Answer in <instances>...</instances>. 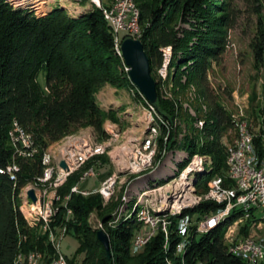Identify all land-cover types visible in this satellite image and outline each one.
Segmentation results:
<instances>
[{
    "label": "trees",
    "instance_id": "trees-1",
    "mask_svg": "<svg viewBox=\"0 0 264 264\" xmlns=\"http://www.w3.org/2000/svg\"><path fill=\"white\" fill-rule=\"evenodd\" d=\"M240 1L247 0H134L140 12L139 39L157 83L158 99L153 103L161 118L157 161L164 149H180L189 155V159L179 164L180 169L195 155H211V165L197 176L199 194L207 191L208 181L217 174H225L226 144L240 136L238 129L236 138L232 140L228 136V142L224 141V133L234 127V121L229 109L218 100L208 76L213 63L219 62L227 49L229 31L237 25L240 16ZM32 7L35 8L0 0V264H28L30 253L35 251L42 253V264L43 257L49 262L57 252L50 233L53 228L59 235L63 226L67 227L66 235L74 234L78 239L74 256L66 255L69 264H76L79 255H83L81 264H247L230 253L224 243L236 226L248 221L241 210L221 222L215 218L203 226L207 232L198 234L194 216L210 213L216 207L207 200L184 211L183 217H172L167 236L159 230L145 245L143 253L133 255L131 244L143 229V222L133 216L121 218L111 226L109 221L119 207L117 201L104 207L98 192L71 193L81 175L92 166H100V158L109 161L107 156L91 158L59 187L58 193L69 195L70 199L68 203L59 201L60 209L48 230H44L42 221L34 223L29 219V210L20 194L26 185L38 183L43 176V151L86 127L94 128L103 141L107 137L105 121L117 119L120 108L107 109L98 102L97 93L102 87L110 84L118 89L136 88L137 97L148 104L145 95L133 84L130 72L125 71L126 61L119 52L121 42L130 35L125 33L121 41L116 40L117 34L102 9L94 6L74 16L61 5H52L43 13ZM163 47L172 48L168 72V83L173 86L171 97L162 93L165 85L159 75L157 78ZM252 47L255 66L259 67L264 63V30ZM190 86L196 88L199 97L189 103L196 117L176 101L177 95L185 96ZM225 92L231 93L228 89ZM199 102L206 108L203 113ZM199 120L203 121V127L196 125ZM14 121L19 123L18 132L25 135L29 132L38 145L40 153L34 159L16 155L9 136ZM253 122L256 123V117ZM14 161L20 165L16 180L7 170ZM109 168L107 174L112 172L110 163ZM162 181H150L148 186ZM67 205L73 210L72 215ZM94 210L102 224H108L105 231L110 237L111 258L98 239L99 230L88 222ZM187 217L183 224V218ZM179 224L181 231H185L184 238ZM228 225L231 226L227 228ZM259 226L262 236L264 223L249 219L246 236L258 240V235L253 233ZM230 227L233 230L227 234Z\"/></svg>",
    "mask_w": 264,
    "mask_h": 264
},
{
    "label": "rangeland",
    "instance_id": "rangeland-1",
    "mask_svg": "<svg viewBox=\"0 0 264 264\" xmlns=\"http://www.w3.org/2000/svg\"><path fill=\"white\" fill-rule=\"evenodd\" d=\"M9 1L12 2L14 6H16V4H23L24 7H31L33 5L35 6V8L34 7L32 8L35 9L38 13H43L47 11L48 9H50L52 5H61L74 16L80 15L92 8L91 4L87 0L82 1L79 4L74 0H9ZM238 7L240 9V16L237 25L229 31V42L227 49L223 54L221 60L219 62L213 63L211 69L209 70L208 76H209V81L211 82V86L215 89L218 95V100L222 105H224L226 108L229 109V111L231 112V116L233 115L234 117L240 120L246 119L252 122L254 120V117H256V125H258L259 123L264 122V63H262L259 67L255 66V57H254L252 43L255 40H257V37L261 34L262 30H264V0L240 1L238 2ZM183 25L188 29L191 28L189 24H183ZM124 34L125 32L122 31L120 33V36H123ZM169 64L167 67V77L169 72ZM161 68L162 67L158 69V74H157V78L159 75V79L160 78L163 79V74L160 71ZM125 71L127 70L125 69ZM41 79L42 81H44L43 76H41ZM107 85L109 86L106 87L105 85V87H102L98 91L97 95L102 92L104 97L119 100L121 103V105L117 107V109L119 108L121 109L120 111H117V115H116L117 119L116 120L109 119L111 120L110 123H114L115 126L117 125L116 128L120 129L118 131L119 140L117 138L118 142L116 141L114 144L117 145L123 143L128 135L131 136L135 133L137 134L143 131L144 126L140 121H137V118L140 115H142L145 104H143L141 99H139L135 94L137 91L136 88L126 87L121 89L116 88L115 90V87L111 86L110 84ZM225 89H228V91H230L231 93L228 94L227 92H225ZM161 91L165 95H168L170 97L173 96L172 84L168 83V85L163 86V89ZM186 93L187 94L185 96L183 94L177 95L176 101L180 105L182 104L184 108L189 109V111L196 117L197 115L196 111L189 104L192 103L191 101H193L194 99L199 98L196 93V88L194 86H190L187 88ZM148 103L151 102L148 101ZM199 106L201 108V112L203 113L204 110H206V108H204V105H202L201 102H199ZM114 108L116 107L114 106ZM105 124L106 121L104 123V128H106ZM184 127L185 125L182 126L183 129ZM110 130H112L111 127ZM81 133L90 134L92 139L94 140L96 138L98 139V135H99L92 127L81 128L79 131H76L71 134H76L78 136H81L80 135ZM224 135H225L223 137L224 141L228 142L229 140L228 136L229 137L231 136L233 140L237 136V131L228 130L226 133H224ZM159 136L160 133L158 134L157 137L158 139ZM107 138L110 139L112 138V136H110V134L107 133V137L105 139ZM62 140L50 144L48 147V151H53V150L55 151L59 147V145H61ZM231 142H228V144H230ZM111 148L112 147L110 146V149ZM166 150L167 153L165 154V156H163V152H164L163 150L161 153V158L158 161L156 157L155 168L140 175L139 180L133 183L132 185L133 188L138 190L151 191L155 189V186L151 187L150 189L148 186V183L150 181L163 180L162 183L165 182L167 183L169 180L173 178L174 172H177L176 168L179 167L180 160H178V163L176 161H173L174 156H172V151L176 153L175 150H168V149ZM179 152H183V151L180 150ZM169 153H170L169 158L165 159L166 155H168ZM103 156H107V155H103ZM180 158L182 160H187L186 157L183 158V156L181 155ZM100 160L103 162V164L101 166H94V167L97 168V172L101 171V175L89 177L84 184L82 182L84 187H87L92 191H97V189L100 186L101 180L107 175L110 169L109 168V163L111 164L110 161H104V158H100ZM171 161L173 163H171ZM98 164H100V162ZM183 166L184 165H181V168ZM111 167H113L112 164ZM28 182H33V180ZM26 186L22 189V195L23 197L24 196L30 197L29 191L32 190L31 185H28L27 187ZM39 187L38 190L42 191V193L44 194V200H46V196L49 193L58 191L59 189V187L55 188L54 185H51L50 183L47 184L42 183ZM45 189L48 190L46 191ZM72 189H71V193H74ZM123 194H124V190L122 189L120 192H117L116 196L110 201H108L106 204L103 201V206L110 207L113 204L112 202L117 201L118 202L117 207H118L122 202ZM135 201L136 200H133L130 203L131 211L136 203ZM88 222L93 226V228L97 230L100 229L106 230L108 226V224L107 225L103 224V226L100 225L101 219L98 217L96 210L93 211V216L92 218H89ZM229 226L231 225H228L227 228ZM143 229L139 232H143ZM231 229H232L231 227L230 229H227L226 231L228 232L226 233L230 234ZM39 231L43 232L42 230ZM158 231L159 230H156L153 236L157 234ZM60 248L63 253H65L67 256L72 258L78 248V239L75 237L74 234H67L60 239ZM143 251L144 248L142 250H137L132 246V254L135 256L140 255L141 253H143ZM82 258L83 255L77 256L76 264H81Z\"/></svg>",
    "mask_w": 264,
    "mask_h": 264
},
{
    "label": "built area",
    "instance_id": "built-area-1",
    "mask_svg": "<svg viewBox=\"0 0 264 264\" xmlns=\"http://www.w3.org/2000/svg\"><path fill=\"white\" fill-rule=\"evenodd\" d=\"M92 4L97 6L106 7L109 16L113 20V29L120 33L123 31L130 35V37L139 38L141 35V27H133L132 16L133 7L130 0H92ZM14 5V4H13ZM121 41V40H120ZM122 43V42H121ZM163 62L162 71L163 80L162 85H168L167 67L169 62V48L163 47ZM233 116V115H232ZM234 121V127L230 131H238V129L247 130V138L244 141H239V144H226V151L230 160V168H226L225 174H217L216 178H213L209 182L208 193L205 194V200L214 201L215 209L210 213L204 215L194 216V222L197 223L198 234H201L203 226H208L218 216H223L225 209L229 204H247L251 205V212H248V221L254 215L264 216V123L261 122L258 125L254 122L246 119H238L232 117ZM111 120H107L105 125H109ZM17 121L12 123L9 131L10 139L15 147L16 155L24 159H34L36 155L40 153L39 147L36 144L32 134L28 132V135H20L18 133ZM146 126H151V122L148 117L145 123ZM148 137V141L150 136ZM119 140V137H118ZM260 140V143L257 142ZM142 145L140 148V154H133L127 169L130 166H142L149 156L143 155ZM239 146H246V154H239ZM49 147V146H48ZM48 147L41 154V160L47 161ZM105 146H80L73 153L71 159L65 162V167L62 170V179L67 170H72L75 162L81 157L87 155H94L97 157V151L99 148ZM103 163L101 162V165ZM100 165V166H101ZM195 165L189 167L188 171H191ZM11 178L17 179V173L20 172V165L14 161L7 168ZM46 176H50L49 171L42 170ZM119 173V171H118ZM116 174H107L100 182V186L97 189L103 200H108V193L112 192L113 177ZM101 175V171L97 172V168L88 173L85 181L92 176ZM61 179V182H62ZM224 181H233V188H224ZM83 184L78 185L76 192L89 193L91 189L84 187ZM169 192V184L164 187V190L159 191L156 195L150 196L149 205H146L143 210L141 219H147V226L144 227L142 234H136L133 238L131 246H134L136 241L143 239L145 233L153 230H160L166 234V230L170 229L172 223V217H183V210L192 201L186 198V195L182 197L179 204V215H171L167 218L154 219L148 216V208H155L157 202H164L165 193ZM70 196H62L60 193H55L51 200H44V194H41L39 198L33 199L34 207H39L41 213L48 214L50 217V207H57V213L59 211V201H67ZM70 215L73 214V210L68 207ZM117 210V209H116ZM92 214V213H91ZM54 217H50V223H52ZM183 221L185 219L183 218ZM248 221L242 222L236 226L230 236L226 237L224 241L228 251L230 253H238L239 258L243 259L247 264H264V236H261L260 226L253 233L258 235V242H249V236L245 234V227ZM101 225V223H100ZM180 234L184 238V232ZM52 228V226H51ZM67 233V227L63 226L59 232V235L52 228V244L60 243V239ZM184 240L182 246H184ZM42 255V253H41ZM43 264H69L66 254L64 256H53L49 262H46L43 257ZM201 264V263H200Z\"/></svg>",
    "mask_w": 264,
    "mask_h": 264
},
{
    "label": "bare ground",
    "instance_id": "bare-ground-1",
    "mask_svg": "<svg viewBox=\"0 0 264 264\" xmlns=\"http://www.w3.org/2000/svg\"><path fill=\"white\" fill-rule=\"evenodd\" d=\"M74 1L79 4L83 0H74ZM87 1L91 4V7L96 6L102 9L106 19L113 26V20L109 16L108 10L106 9V7L94 5L92 4V0H87ZM130 1H131V6L133 7V16H132L133 27H140L139 9L136 6L134 0H130ZM115 32L117 34L116 40H119V32L117 30H115ZM168 48H169V62H168L169 64L171 61V57H172V48L171 47H168ZM121 51L122 50L120 49L119 50L120 55H123ZM124 66L127 71H130L132 69V67L131 66L128 67L126 63L124 64ZM160 71H162V68ZM147 117L149 121L151 122V126L145 125ZM159 119L161 118L157 115V111L153 103H148L147 105H145L142 115H140L137 118V121H140L144 126L143 131L137 134L135 133L131 136L128 135L126 140L121 144L114 145L119 136L118 131L120 130L116 128L117 125L115 126L114 123H110L108 126L106 125V128H105L106 130L105 132L109 133L113 139L107 138L101 141L99 138L98 139L96 138L94 140L92 139L91 135L88 133H81L80 134L81 136H78L76 134H71L65 137L61 141V145H59V147L55 151L54 150L48 151L47 161L43 162L44 167H45L44 170L49 171L50 176H46L44 173L43 176L39 179L38 183L28 184V185H31V189L35 192V196H37L36 198H39V196L43 194L42 191L38 190V187L42 183L44 184L50 183L51 185H54L55 188L60 187L66 182L67 178L73 174V172L74 173L75 171L77 172V170H79L85 163H87L91 158L95 156L87 155L85 157H81V159L75 162L74 167H72V170L66 171L65 175L63 176V179H62V170L64 169V167L61 165V163L68 162V159H71L75 150L80 148V146L98 145V146H105V147L99 148V150L97 151V156L107 155L109 157L108 158L109 161L114 167V168L112 167L113 169L110 174H116L119 171V173L115 175V177H113L112 192L108 193V200H103L104 203L106 204L108 201L113 199L116 196L117 192H120L122 189L124 190V194L122 196V202L119 205L116 212H114L113 219L109 221V225L111 226L114 225L116 221H118L121 218H131L135 216L139 221L143 222L144 226H147V219H141L144 207L146 205H149L150 196L156 195L157 193H159V191L164 190V187L167 184H169V192L165 193L164 202H157V206H155V208H148V216L150 218L162 219V218L169 217L170 214L179 215L178 206L180 204V200L182 199L184 195H186V198H189L192 201L188 204L187 207L184 208L183 212L185 210L193 209L197 207L202 201H205V194L208 193V190H209V185H208L207 191L203 194H199L197 191L196 182H197V176L200 173L206 172V170L211 165L212 159L210 155H195L191 159L190 163L186 165L183 169H179V167L176 168L178 173L174 172L173 178L169 180L167 183L165 182L160 185H157L158 183L155 184L154 190H151V191L150 190L148 191L138 190V189L133 188L132 186L135 181L139 180L140 175L155 168L156 157L160 153L159 151L160 149L158 145L159 143H158V138H157L158 134L160 133ZM196 125L199 127H203L204 123L203 121L199 120L196 123ZM112 126H114L115 128ZM110 127L112 128V130H110ZM239 131H240L239 138L236 139L231 144H239V141L246 140L247 130L239 129ZM18 133L20 135H25L24 132L22 131ZM143 134L144 136H150L149 141H148V137H143ZM142 145H145L143 148V155L149 156V158L144 162L142 166H130L127 169V165H129V162L131 161L133 154H140V148H142ZM110 146L112 147L111 149H110ZM175 152L176 153L172 151V156H174V158L172 157L173 161H176L177 163H178V160H180V163H183L184 161H186V160H182L180 158V155L183 156V158L186 157L187 159H189V155L187 153L179 152L178 150H175ZM166 153H167V150L164 149L163 156H165ZM239 154H246V146H239ZM169 155L170 153L166 155L165 159H168ZM171 163L173 162L171 161ZM193 165H195V167L191 171H188L189 167ZM227 168H230V160L228 158V154H227ZM93 169H95V167L90 168L87 172H85L80 177L79 183L76 186H74V188L72 189L73 192L81 193V192H76V189L78 185L82 184V182L84 181L88 173L92 171ZM214 178H216V176ZM61 179H62V182H61ZM224 188H233V181H230V184H226V181H224ZM94 192H98V190L97 191L91 190V192H89L88 194L87 193H81V194L90 195L91 193H94ZM55 193H58V191L49 193L46 196V200H51ZM20 196L29 210V219L34 223L42 221L44 223V230H47L49 226L50 217H53L57 213V208L50 207V217H49L48 214L41 213L39 207H34L33 199L31 198L30 194H29L30 197L28 196L23 197L22 191H21ZM133 200H136L135 201L136 203L131 211L130 203ZM240 210L245 214V217L248 219V212H251V205L229 204V206H227L225 209L224 215L216 217V220L217 222L224 221L227 216L234 213L235 211H240ZM92 216L93 214L91 215L90 218H92ZM188 218L189 217H187L185 221H182V223L185 224ZM251 219H256V223L258 221H262L264 223V216L262 215H254L253 217H251ZM101 226H103L102 222H101ZM155 231L156 230L145 233L143 239L136 241L133 247L137 250H142L145 247V245L150 241ZM207 231L208 230H203L202 232L205 233ZM142 233L143 232H139L138 234H142ZM166 234H168V230H166ZM262 236H264V234ZM50 240L52 241V232L50 234ZM249 242H258V240L249 238ZM55 245L57 248V252L54 255L64 256V253L61 251V248H60V243H55ZM233 254L236 256H239L238 253H233ZM21 258L22 256L20 255L19 259ZM28 264H42L41 254L36 251L31 252L28 258Z\"/></svg>",
    "mask_w": 264,
    "mask_h": 264
},
{
    "label": "water",
    "instance_id": "water-1",
    "mask_svg": "<svg viewBox=\"0 0 264 264\" xmlns=\"http://www.w3.org/2000/svg\"><path fill=\"white\" fill-rule=\"evenodd\" d=\"M121 50L126 64L131 66L130 78L133 84L143 93L146 99L155 103L158 99L157 83L150 67L149 57L142 41L138 38L127 37L121 43ZM61 165L65 167V162ZM32 199H36L35 192H29ZM98 239L103 243L109 258L112 256L110 237L105 230L100 229Z\"/></svg>",
    "mask_w": 264,
    "mask_h": 264
},
{
    "label": "crops",
    "instance_id": "crops-1",
    "mask_svg": "<svg viewBox=\"0 0 264 264\" xmlns=\"http://www.w3.org/2000/svg\"><path fill=\"white\" fill-rule=\"evenodd\" d=\"M109 85H106V87ZM105 87V86H104ZM116 90V88H115ZM98 102L100 103L101 106L105 108H110V107H119L121 105L119 100L116 99H111V98H106L103 96L102 92L97 95Z\"/></svg>",
    "mask_w": 264,
    "mask_h": 264
}]
</instances>
